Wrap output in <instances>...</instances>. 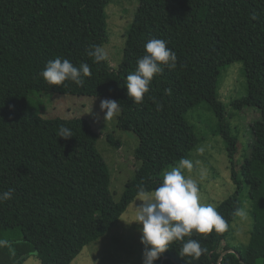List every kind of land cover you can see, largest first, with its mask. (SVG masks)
I'll return each instance as SVG.
<instances>
[{"label": "trees", "instance_id": "16d2710c", "mask_svg": "<svg viewBox=\"0 0 264 264\" xmlns=\"http://www.w3.org/2000/svg\"><path fill=\"white\" fill-rule=\"evenodd\" d=\"M111 1L0 0V192L15 190L0 203V264H22L29 256L42 264H68L115 224L138 196L139 185L155 189L165 171L188 159L201 138L185 115L202 103L216 117L236 185L215 207L228 227L185 237L207 249L198 260L181 258L183 242L174 241L157 264L162 257V264H264V0H139L117 66L107 59L94 63L88 55L107 40L105 9ZM152 38L167 41L177 67L154 76L143 103H133L126 77ZM57 57L77 67L87 63L91 75L82 86L49 85L39 73ZM235 61L242 62L246 93L224 104L218 96L221 69ZM31 90L119 101L116 125L137 136L139 164L118 201L96 147L99 133L85 118L29 114ZM243 106L257 108L260 116L251 123L248 151L236 168L238 138L227 110ZM61 125L73 137L59 138ZM106 139L120 146L111 134ZM243 188L253 226L247 245L230 246L223 241L241 209ZM227 249L235 251L221 255Z\"/></svg>", "mask_w": 264, "mask_h": 264}, {"label": "rangeland", "instance_id": "374dc122", "mask_svg": "<svg viewBox=\"0 0 264 264\" xmlns=\"http://www.w3.org/2000/svg\"><path fill=\"white\" fill-rule=\"evenodd\" d=\"M139 0H112L105 9L107 14V40L102 49L111 66H117L123 56L126 34L137 9ZM246 93V79L242 71V62L229 63L221 69L218 82V96L224 104ZM107 97L61 94L51 91L31 90L28 95L27 109L31 115L43 117L59 116L63 118L81 117L89 121L99 133L96 142L98 151L106 160L111 174L109 185L114 200L118 201L125 183L132 177L139 161L134 150L138 144L137 136L131 131L117 127V117L103 120L99 102ZM231 109V110H230ZM230 126L232 134L237 135V150L234 155L236 168L248 151V139L251 123L260 116L259 110L252 106L241 109L230 108ZM186 119L192 124L201 138L198 145L189 153L192 169H184L186 177L197 181L201 202L214 207L228 197L236 188L231 179L230 163L226 144L216 132V117L206 104H200L186 113ZM111 134L120 141L119 147L109 144L106 135ZM247 149V150H246ZM167 171H170L173 167ZM241 209L247 215H235L230 224V232L223 242L230 246H245L250 237L253 218L247 198V188L239 195ZM138 196L127 206L115 224L100 238L86 244L68 264H143L144 247L140 243V225L133 222L136 217ZM154 261V264H157ZM22 264H42L35 256H29Z\"/></svg>", "mask_w": 264, "mask_h": 264}, {"label": "clouds", "instance_id": "9594fccd", "mask_svg": "<svg viewBox=\"0 0 264 264\" xmlns=\"http://www.w3.org/2000/svg\"><path fill=\"white\" fill-rule=\"evenodd\" d=\"M252 18L255 19V16ZM144 49L145 54L138 58L135 71L126 77L127 96L137 104L143 103L154 76L162 75L165 68L173 70L177 67L176 53L167 47L166 40L149 39ZM88 55L94 63L106 59V53L99 45L92 46ZM39 75L49 85L67 86L65 82L72 81L82 86L84 77L91 75V69L87 63L77 67L67 58L57 57L48 61ZM152 99L155 102V98ZM161 108L162 105L157 102V110ZM99 109L104 121L118 117L121 112L119 101L112 99H101ZM58 137L68 139L73 137V133L61 125ZM192 166L189 160L181 159L177 166L164 172L162 182L155 189L148 191L143 185L138 186L137 201L140 203L136 206L133 222L140 225V243L144 247L143 264H154L174 241L183 242L178 253L181 258L187 256L198 260L207 249L201 246L199 240L185 241V237H191L193 232L207 234L214 229L219 232L227 229V221L216 208L201 202L197 181L184 175L183 170H191ZM14 191L9 188L0 192V203L10 200ZM235 214L241 217L247 215L243 209H236Z\"/></svg>", "mask_w": 264, "mask_h": 264}, {"label": "water", "instance_id": "95a60500", "mask_svg": "<svg viewBox=\"0 0 264 264\" xmlns=\"http://www.w3.org/2000/svg\"><path fill=\"white\" fill-rule=\"evenodd\" d=\"M229 251L234 252L235 250H234V249H227V250L223 251L221 255H224L226 252H229ZM164 258H165V257H162V258H161V260H160V264L163 263Z\"/></svg>", "mask_w": 264, "mask_h": 264}]
</instances>
